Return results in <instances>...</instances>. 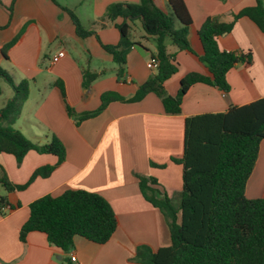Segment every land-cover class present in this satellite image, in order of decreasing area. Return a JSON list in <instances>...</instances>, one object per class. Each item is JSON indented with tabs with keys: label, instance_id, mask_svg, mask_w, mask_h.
Wrapping results in <instances>:
<instances>
[{
	"label": "crops",
	"instance_id": "crops-1",
	"mask_svg": "<svg viewBox=\"0 0 264 264\" xmlns=\"http://www.w3.org/2000/svg\"><path fill=\"white\" fill-rule=\"evenodd\" d=\"M55 1L58 5L52 0H16L11 19L9 14H0L2 69V48L24 29L21 39L8 53L10 78L16 84L27 81L30 85L29 98L14 128L39 145L55 137L66 148L65 162L49 178H38L27 190L8 195L9 203L19 207L0 211V264H67L71 254L76 258L72 264H137L131 260L138 245H148L155 251L171 245L166 219L145 200L138 177L154 178L157 184L152 187L179 205L182 168L171 160L183 156L185 120L226 113L232 106L264 98V34L250 19L241 18L229 34L218 39L223 51L252 54L251 64L240 63L227 73L228 93L196 84L185 95L181 114H165L161 100L149 94L138 103L113 102L98 117L78 124L77 117L68 115L67 105L76 114L94 111L104 93L116 92L130 98L155 75L156 70L149 69L147 64L156 52V43L146 37L141 21H136L132 36L141 45L132 48L126 74L119 78L113 58L102 44L117 45L120 32L115 23L101 20L111 4H138L139 0H91L93 9L84 16L74 0ZM154 2L167 12L169 0ZM184 2L193 21L188 35L193 53L177 52L167 42L168 51L176 53L179 64L178 72L165 83L167 93L173 97L188 74H209L199 59L203 47L198 30L204 21L218 17L230 23L233 14L256 5V0ZM61 7L74 11L82 25L95 30L96 35L78 37L70 16ZM121 22L122 19L116 21ZM61 52L64 56L54 62ZM84 70L99 75L90 88L83 87ZM58 82L65 89L66 103ZM56 162L55 156L35 151L29 152L21 164L11 155L0 154V165L15 184L26 183L36 169ZM67 190L97 193L110 203L119 221L112 239L98 245L77 237L68 253L51 246L42 233H30L21 242L20 230L29 219L30 204L46 195L58 197ZM245 195L250 200L264 197V140Z\"/></svg>",
	"mask_w": 264,
	"mask_h": 264
},
{
	"label": "trees",
	"instance_id": "trees-1",
	"mask_svg": "<svg viewBox=\"0 0 264 264\" xmlns=\"http://www.w3.org/2000/svg\"><path fill=\"white\" fill-rule=\"evenodd\" d=\"M52 1L57 4L55 0ZM61 8L70 16L78 37L85 39L96 35L95 30L82 25L74 11ZM169 9L170 12L163 11L154 0L108 6L101 22L107 20L115 23L120 32V41L117 45L102 44V48L112 56L117 77L125 76L130 51L141 45L132 36V25L136 21H141L146 37L155 41L156 52L152 58L159 65L155 75L139 86L130 98L116 92H106L101 96L99 108L81 114H76L67 105L68 115L77 117L78 124L98 117L113 102L138 103L149 94L161 100L165 114H181L183 99L191 87L205 84L228 93L227 73L240 63H252L251 53L223 51L218 39L229 34L241 18L250 19L264 34V5L261 0H256L255 6L233 14L230 23H224L218 17H209L204 21L198 30L203 47L199 59L209 74H188L182 79L177 96H170L165 83L178 72L179 64L176 53L168 51L167 42L177 52L193 53L188 40L193 21L184 0H169ZM9 12L11 19L12 8ZM118 19H122V22L116 23ZM23 34L24 29L4 45L1 50L3 59L9 60V51ZM98 78V74L84 70L83 87L90 88ZM1 79L12 88L13 96L0 110V154L13 156L18 164L31 151L57 158L55 165L36 169L24 184L13 183L0 165V192L3 189L6 193L0 194V211H13L19 204L11 205L8 195L27 190L38 178H49L65 162L66 148L55 137L49 143L39 145L14 128L29 98L30 85L27 81L14 83L8 72L0 67ZM57 86L66 103L62 83L58 82ZM263 140L264 98L248 105L232 106L226 113L187 118L183 156L171 160L182 168L179 205L152 187L157 184L154 178L138 177L143 197L166 219L171 245L157 251L148 245H138L131 261L137 264H264V197L250 200L245 195ZM151 165L157 166L154 163ZM118 227L117 215L103 196L84 190H67L58 197L46 195L31 203L29 219L22 226L19 238L25 242L28 234L42 233L51 246L68 253L77 237L105 245ZM72 263L71 259L67 262Z\"/></svg>",
	"mask_w": 264,
	"mask_h": 264
},
{
	"label": "rangeland",
	"instance_id": "rangeland-1",
	"mask_svg": "<svg viewBox=\"0 0 264 264\" xmlns=\"http://www.w3.org/2000/svg\"><path fill=\"white\" fill-rule=\"evenodd\" d=\"M15 1L16 0H0V14H9V16H10L9 10L11 8L13 10ZM74 1L77 2V4H79L78 10L83 13V16L88 14L89 12H91V9H93V3L91 2V0L89 2H88V0H74ZM167 11L170 12L169 6H168ZM177 25H179L178 22H177ZM7 63H8L7 60H3L2 67H3V69H5V71L9 72L8 71L9 68H8ZM0 88L2 90V94L0 95V110H1L5 105V101L9 98H12L13 90L9 86V84L4 81V79L0 80ZM4 193H5V191L3 189H1L0 194L3 195Z\"/></svg>",
	"mask_w": 264,
	"mask_h": 264
},
{
	"label": "built area",
	"instance_id": "built-area-1",
	"mask_svg": "<svg viewBox=\"0 0 264 264\" xmlns=\"http://www.w3.org/2000/svg\"><path fill=\"white\" fill-rule=\"evenodd\" d=\"M63 56H64V53L61 52L53 59V61L57 62ZM158 65H159V63H158V61L155 58H151L149 60L148 64H147L148 68L151 69V70H156L158 68ZM70 259H71V262L76 263V258H75V256L73 254H71Z\"/></svg>",
	"mask_w": 264,
	"mask_h": 264
}]
</instances>
